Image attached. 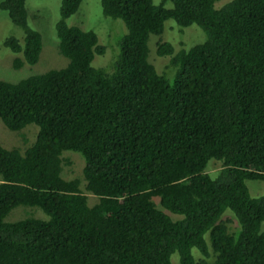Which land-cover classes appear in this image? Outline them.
Masks as SVG:
<instances>
[{"label": "trees", "instance_id": "obj_1", "mask_svg": "<svg viewBox=\"0 0 264 264\" xmlns=\"http://www.w3.org/2000/svg\"><path fill=\"white\" fill-rule=\"evenodd\" d=\"M81 1L60 0L64 66L0 79L2 123L37 126L23 148L0 144V264H172L173 253L178 264H264V194L245 183L264 180V0H100L126 32L97 67L105 46L67 23ZM0 9L22 31L2 42L21 53L12 67L36 63L42 39L25 0ZM167 20L206 35L187 49L157 40L172 81L148 60ZM64 150L82 156L80 177L61 174ZM17 205L48 218L4 221Z\"/></svg>", "mask_w": 264, "mask_h": 264}, {"label": "rangeland", "instance_id": "obj_2", "mask_svg": "<svg viewBox=\"0 0 264 264\" xmlns=\"http://www.w3.org/2000/svg\"><path fill=\"white\" fill-rule=\"evenodd\" d=\"M228 1L230 0H215V6H221ZM59 5L60 0H25L27 22L40 33L42 51L36 63L31 65L25 63L20 68L12 67V59L14 56H21V53H13L2 42L9 35H13L22 42V31L12 23L7 12L0 9V79L15 82L27 75L41 73L49 68L62 67L67 63L66 57L59 53L58 40L54 28V24L58 18ZM170 5L169 2L166 3V6ZM67 23L69 25H77L85 30H93L97 35L98 44L105 46L103 54H94L91 64L95 67L99 66L98 64L107 63L113 59L114 55L119 51L118 42L126 32L122 20L111 19L102 14L100 0H82L78 10L67 19ZM178 27L174 21L167 20L164 24V31L161 34H151L149 36L148 60L155 65L158 71L164 69L168 57L156 54L155 47L157 40L169 41L173 46L183 40L187 49L206 38L203 30L195 24L182 27L183 30H180ZM161 72H165L162 74L172 81L175 74L174 71L172 72V69L162 70ZM34 132L36 134L37 126L33 123L26 125L20 131H12L0 120V144L4 147L23 148L32 143L35 138ZM62 155L67 160L69 159L71 163L63 164L61 174L66 177H80L83 167L82 156L73 150H64ZM211 161H209L210 163L208 162L207 171L212 173L218 169L219 164ZM245 183L251 196L264 194V180L246 179ZM95 200L96 198L91 195L87 198L89 205ZM223 216L230 219L229 224L231 228L236 227V220L230 211H226ZM24 217L47 219L48 215L37 206L17 205L3 219L9 222ZM261 229L264 231V221L261 222ZM198 255L195 251V256L197 257ZM171 261L172 264H178L177 253L171 255Z\"/></svg>", "mask_w": 264, "mask_h": 264}]
</instances>
